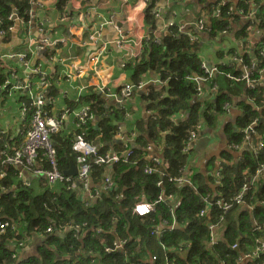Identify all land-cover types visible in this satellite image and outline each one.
I'll list each match as a JSON object with an SVG mask.
<instances>
[{"label":"trees","instance_id":"1","mask_svg":"<svg viewBox=\"0 0 264 264\" xmlns=\"http://www.w3.org/2000/svg\"><path fill=\"white\" fill-rule=\"evenodd\" d=\"M36 1L0 0L3 42L12 35L8 29L11 25L23 22L24 27V23L33 20L28 11L34 13ZM199 1L207 8L203 33L208 39L219 40L224 46L236 40L239 48L220 47L217 71L201 84L203 94L198 96L193 77L206 76L201 67L203 57L196 48L202 36L191 42L175 27L159 36L158 41L150 35L143 43L139 59L125 68L140 74L153 71L163 85L158 89L148 84L141 91L147 108L154 112L149 114L145 125L144 120L137 123L136 134L124 132L129 156H123L124 142L115 140L119 130L107 117L108 99L97 93L81 97L96 117L83 129L86 139L98 144L97 153L86 158L89 187L98 191L94 199L86 195L81 183L70 185L63 179L50 184L44 174L36 173L37 169L49 168L42 154L28 171L21 172L23 177L26 173L31 176L28 182H24L18 165L2 162L4 157L0 156V221L15 225L14 230L8 226L0 232V264H242L239 258L246 252L245 245L252 249L264 237V169L260 171L264 165V0ZM217 1L224 4L214 15ZM155 5L156 0H150L144 10V18L152 27H155L152 12ZM230 5L232 11L228 10ZM238 10L243 13L254 10L255 15L241 19ZM223 30L227 33H222ZM252 31L258 32L255 39L250 37ZM233 54L241 61H231L229 57ZM252 63L249 79L254 85L249 87L245 79L235 78L241 76L244 65L249 67ZM30 67L36 68L38 64ZM31 69L30 90L35 91L43 68L35 72ZM13 73L18 75L8 79L10 83L2 87L0 97L14 95L21 107L30 102L29 94L28 90L11 89L24 79L19 68ZM10 75L0 68V86ZM49 86L43 91L48 98L47 110L52 94L46 92ZM226 104L230 105L228 110L224 109ZM233 107L239 110L238 115L228 118L222 128L230 151L224 152L215 180L197 172L186 176L184 171L193 146L188 151L184 147L190 133H197L202 124L213 130L217 117ZM78 132V129L70 133L61 130L50 135L57 167L69 179L76 178L65 171L71 161L77 166L72 143ZM5 137L1 145L8 150L3 147ZM148 145L151 150L146 149ZM157 148L160 155H152ZM109 149L117 151L120 160L111 165L95 164L93 158ZM148 168L150 172L146 171ZM106 171L111 187L104 183ZM170 177H183L188 182L178 183ZM244 183L247 188L242 203H237ZM144 199L153 202L154 208L148 214L136 215L132 207ZM206 200L212 205L199 215ZM217 200L231 206L224 210L216 204ZM174 221L178 228L173 227ZM213 223H218L216 240L210 243L209 225ZM47 227H51V232L46 231ZM32 234L43 237L38 254L23 261L14 258L18 256V246L14 244ZM118 240L123 243L115 249L113 243ZM246 264H264V252Z\"/></svg>","mask_w":264,"mask_h":264},{"label":"crops","instance_id":"2","mask_svg":"<svg viewBox=\"0 0 264 264\" xmlns=\"http://www.w3.org/2000/svg\"><path fill=\"white\" fill-rule=\"evenodd\" d=\"M157 3L161 4L163 14L166 17L172 16L178 26L182 25L187 31L202 36L196 48L200 49L205 64H216L219 60L217 53L222 47L224 50L228 47L239 48L236 40L224 46L219 40H209L206 33L197 31L193 23L198 18L204 17L207 12L203 2L156 0ZM145 7L146 4L142 0H37L33 9L34 17L30 23H24V27L23 22L17 23L8 41L3 42L0 36V52L26 51L30 53L28 58L30 65L41 64L49 79L50 86L46 92L50 91L53 94H50L51 98L47 102L49 113L57 117L65 107L71 109L65 116L61 128L65 133L75 130L76 112L85 104L81 97L97 93L102 98L108 99L99 92L100 87L119 89L127 83L133 86L142 83V88L134 90L123 103L118 104L119 102L113 99L107 100L109 107L106 113H109L107 117L110 122L117 125L118 130L123 134L125 131L136 134L137 123L144 120L145 125L149 114L154 112L147 108L141 91H145L148 84L158 89L163 84L153 71L140 74L135 70L122 68L121 57L135 52L137 49L135 43L144 37L152 35L158 40L162 34L171 32L161 27L155 18V27L148 24L144 18ZM85 13H89V16H84ZM98 13L102 14L108 22L102 29L101 41L91 44L87 41L90 31L88 23L94 20ZM117 26L122 32L118 31ZM121 36H123L124 44L118 46L116 41ZM257 36V31L250 33L252 39ZM41 40L51 44L41 48L36 47ZM102 44L107 45L99 58L98 65L94 66L90 58L102 48ZM8 66L19 68V74L25 77L26 71L20 62L0 60V67L8 69ZM17 102V97L14 95L0 97V128L7 133H15L22 127L20 104ZM238 113L239 110L233 107L227 113L219 115L213 130L202 124L186 164L184 171L186 176L197 172L203 173L204 176L210 175L215 180L218 175L217 170L224 161V152L230 151L222 131L223 124L228 118L234 119ZM94 119H96L95 116ZM96 127L94 125V128ZM115 140L120 142L116 136ZM151 154L160 155V149L152 150ZM108 174L106 171L104 181L109 178ZM24 175L25 177L21 175L24 182H28L31 176L27 173ZM75 175L77 176V173ZM42 239L43 237L37 234L28 236L23 246L17 249L18 259L23 261L36 256ZM244 248L245 253L251 250L248 245ZM245 261L247 259H244L242 264H246Z\"/></svg>","mask_w":264,"mask_h":264},{"label":"built area","instance_id":"3","mask_svg":"<svg viewBox=\"0 0 264 264\" xmlns=\"http://www.w3.org/2000/svg\"><path fill=\"white\" fill-rule=\"evenodd\" d=\"M165 2H173L176 0H163ZM143 3L147 5L149 0H142ZM224 2L220 1L216 3L214 6V15H217L220 11L219 7L223 5ZM229 11L233 10V6H229ZM154 18L157 20V22L161 25V27H165L166 29L170 30V28L175 27L177 31L182 34L183 36L187 37L189 41L195 42L198 40V34L192 32V31H187L184 26H178V24L172 19V16L166 17L163 12H162V7L161 4L157 3L155 7L152 10ZM239 14H241V19H248L250 17H254L255 11H250L248 13H243L242 10L237 11ZM29 15L31 17H34V13L32 11H28ZM84 16H89V13H85ZM207 15L205 14L204 17L198 18L193 24L197 31L203 32L205 29V22H206V17ZM13 17V14H10L8 16L9 19ZM17 17H14V20H17ZM15 21V22H16ZM108 21H105V18L102 14L98 13L95 16L94 20H91L88 23V27L90 29L87 37L88 43L91 44H96L99 41H101L102 37V29L104 25ZM189 25V24H187ZM186 25V26H187ZM15 24L11 25L8 29L13 30ZM117 29L119 32H122L121 28L117 26ZM1 34L4 33L3 30L0 31ZM222 33H227L226 30H223ZM150 36L144 37L142 40H139L135 43V47H137L136 51L129 54L126 57H121L120 61V66L122 68H125L128 63H135L139 57L140 53L142 51V46L144 41L149 40ZM158 41L157 39H155ZM46 44H51L47 43L45 40H41L36 44V47L41 48L44 47ZM116 44L118 46H122L124 44L123 36H121L117 41ZM107 44H102V48L98 49L96 53L90 58V60L94 63V66L98 65V61L100 56L102 55L105 46ZM230 48V47H228ZM227 48V49H228ZM226 49V50H227ZM227 52V51H226ZM231 61H236L240 62L241 59L237 57L236 54H233L229 57ZM0 60H11V61H17L20 62L24 70L26 71L25 77L23 81H19L15 85L11 87V89L14 90H28L29 94V99L30 102L28 104L23 103L20 107V112H21V119L22 121V127L20 130L17 132H12V133H7L5 132L4 129L0 128V156H3L4 159L2 162L5 163H13L19 166L20 170V175H22L21 172L28 171V167L31 166L35 159L38 157L39 154H42L46 157L49 168L47 170H41L37 169L35 170L36 173H42L45 175L48 183L53 184L58 180H67L70 182V185H76V181H78V184H82V186L85 189L86 195L90 199H94L96 195L98 194V191H92L91 188L89 187V182H90V176H89V163H87L86 158L87 157H93L92 155H95L98 151V144L89 141L85 137L84 133V126L87 124V122L92 119L93 115L90 112V106L88 103L83 104V106L80 108L78 112H76V125L75 129H78L79 132L78 134L74 137L73 143H72V148L73 150L77 153V176L75 179H69L65 178L62 172L57 167V161H56V150L54 149L52 142L50 140V135L52 133L61 131L63 120L65 116L70 113L71 109L70 107H65L62 111L61 114L58 115L57 117L51 116V114L48 112V110L45 108L46 107V101L48 98H45V95L43 94V91H45L48 83V75L46 71H41V76H40V83L38 87L36 88L35 91L30 90V70L31 67L28 62V52L26 51H6V52H0ZM41 67V64L38 63V67L32 68V71H37ZM201 67L203 69V72L206 73V76H198L195 75L193 79L196 82L197 85V95L201 96L203 94V90L201 87V84L205 82L208 78H210L214 73L217 71V66L215 64L212 65H207L204 62H202ZM254 67V63H252L249 67L247 65L243 66V73L241 74L240 77H237L235 79H245L246 80V85L249 87H253L254 81L249 79L250 75V68ZM2 68V67H0ZM4 69V68H2ZM6 72H10V76L5 80L4 84L0 86V91L3 89L4 85H8L10 82L8 79L16 77L18 74H14L13 72L15 71V68L12 66H8V69H4ZM230 78H233L231 75H228ZM161 84H163L161 82ZM43 86V88H41ZM143 86L142 83L136 84V86H133L130 83H127L123 85L119 89H110V88H105V87H100L99 92L106 98L108 99H113L117 102L123 103L127 98H129L132 94V92L136 89H141ZM50 99V98H49ZM224 109L228 110L229 106L226 104L224 106ZM252 131V128H249V132ZM198 133V132H197ZM197 133L192 131L190 133L189 139L184 147V151H188L193 143L194 140L197 137ZM5 135H7L5 137ZM5 137V140H7L6 143L3 144V147H8L7 149H2L1 141ZM116 137L120 139V141L124 142V149L122 150L123 156L127 157L130 154V148L128 146L127 139L125 138L124 134L120 131L116 133ZM18 141V142H16ZM262 146V143L260 142L258 144V147L260 148ZM236 147V146H235ZM147 150H151L152 146L148 145L146 147ZM120 160V154L112 149H109L106 151L103 155H98L96 158H93V161L97 165H111L113 163H116L117 161ZM154 161H157L156 158H153ZM260 171L264 169V165H261ZM147 172H150L151 169H146ZM170 180H175L178 183L182 182H188L186 179L183 177H176V178H171ZM105 186L111 187L112 186V181L110 178H106L105 181ZM247 188V184L244 183L242 186V189L240 190V193L237 196V203H242L241 197L244 193V191ZM168 197H171L170 195ZM160 198V197H159ZM216 204L222 207L224 210L228 209L231 204L225 202L224 200H217ZM212 205V202L210 200H206V205L203 209L200 210L199 215H203L205 213V210ZM154 208V203L153 202H148V201H140L136 202L134 206L132 207V212L135 213L136 215H145L151 212ZM10 226L11 230L15 229V225L13 223H8L7 221H0V232H4L6 227ZM218 226V223H213L209 225L210 229V243L215 242L216 236H215V229ZM47 232H51V227H47L46 229ZM18 244H14L15 247L20 248L24 244L23 241H17ZM123 241L118 240L113 243V248L117 249L122 246ZM110 248H107L109 250ZM264 252V237L259 239L255 245V247L245 254H242L240 256V261L242 262L244 259L250 260L258 257L261 255V253ZM14 258H17L14 257ZM246 262V261H245Z\"/></svg>","mask_w":264,"mask_h":264},{"label":"water","instance_id":"4","mask_svg":"<svg viewBox=\"0 0 264 264\" xmlns=\"http://www.w3.org/2000/svg\"><path fill=\"white\" fill-rule=\"evenodd\" d=\"M168 32V31H167ZM167 89V88H166ZM97 126V124H95V127ZM77 173V166L76 164H74L72 161L70 162V166L69 168L65 171L66 175H75ZM76 185H78V181H76ZM143 201H146L145 199ZM174 228H178V224L175 222L173 225Z\"/></svg>","mask_w":264,"mask_h":264},{"label":"rangeland","instance_id":"5","mask_svg":"<svg viewBox=\"0 0 264 264\" xmlns=\"http://www.w3.org/2000/svg\"><path fill=\"white\" fill-rule=\"evenodd\" d=\"M231 6V5H230ZM257 258V257H256ZM255 259V258H254Z\"/></svg>","mask_w":264,"mask_h":264}]
</instances>
